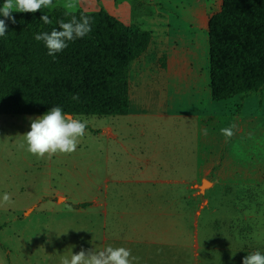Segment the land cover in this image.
<instances>
[{
	"label": "rangeland",
	"instance_id": "obj_1",
	"mask_svg": "<svg viewBox=\"0 0 264 264\" xmlns=\"http://www.w3.org/2000/svg\"><path fill=\"white\" fill-rule=\"evenodd\" d=\"M69 2L73 7H67ZM220 4L221 0H53L54 7L40 11L105 10L127 25L155 32L148 64L152 70L182 77L178 81H184L188 91L177 103L172 82L167 84L166 96L160 93L155 106H160L162 114L175 116L157 125L152 118L139 116L133 122L137 129L146 120L150 125L137 130L143 135L134 142L144 141L155 162L170 163L182 172V182L168 176L166 187L176 188L183 221H213L221 235L237 232L235 225L244 222L241 231L249 248L264 244V87L244 96L211 99L206 27L208 16ZM157 24L161 32L156 34ZM165 41L174 48L175 59L179 52L190 55L192 50L188 75L181 76L185 68L170 65L168 57L163 60L166 69L160 67L161 55H168ZM152 86L147 85L148 94ZM195 114L203 115L199 148L191 145L195 136L190 131L196 121L189 116ZM41 115H0V200L8 193L12 201L0 206V264H60L62 256L70 257L81 248L95 250L99 243L96 220L102 219L95 201H103L105 192L110 194L119 185L117 160L106 159L107 143L99 134L100 124L113 117H78L87 120V128L76 150L49 159L30 154L26 145L20 147L30 131V118ZM232 125L234 135L226 138L221 129ZM203 179L207 185L202 192ZM85 202L87 206H79ZM183 264L192 261L184 258Z\"/></svg>",
	"mask_w": 264,
	"mask_h": 264
},
{
	"label": "trees",
	"instance_id": "obj_2",
	"mask_svg": "<svg viewBox=\"0 0 264 264\" xmlns=\"http://www.w3.org/2000/svg\"><path fill=\"white\" fill-rule=\"evenodd\" d=\"M4 0H0L2 5ZM47 14L53 21L45 24ZM0 37V115L44 114L60 106L74 118L123 116L129 110V66L142 55L151 32L127 25L105 10L54 8L13 12ZM91 16L92 30L49 56L34 36ZM210 97L214 101L259 92L264 87V0H221L207 19ZM162 57V66L164 64ZM74 94L79 95L73 100ZM88 203L79 204L80 207Z\"/></svg>",
	"mask_w": 264,
	"mask_h": 264
},
{
	"label": "crops",
	"instance_id": "obj_3",
	"mask_svg": "<svg viewBox=\"0 0 264 264\" xmlns=\"http://www.w3.org/2000/svg\"><path fill=\"white\" fill-rule=\"evenodd\" d=\"M155 28L157 34L160 27L157 24ZM146 30L151 32L150 43L146 51L129 66V110L123 115L126 119L121 122L116 119L118 116H111V121H105L99 126V134L107 143L106 159L117 160L119 171L115 181L119 185L110 194L106 191L103 201H95V207L100 208L102 218L99 223L96 220L95 231L99 243L95 250L107 246L125 247L131 250L132 256L139 258L138 264H183L184 258L188 257L192 264H242L248 254L254 251L262 253L264 244L257 243L248 248L244 232L241 231V228L246 227L244 222L235 225L239 228L237 232L229 231L221 235L215 231L213 221H183L182 205L177 203L176 188L166 187L168 176L182 182V172L178 173L170 163L165 162L166 166L161 165L160 161L155 162L150 152L145 150L147 146L144 141L134 142L143 135L142 131L137 130H145L143 128L150 125L146 120L142 122V128L137 129L133 122L139 116L152 118L156 125L158 121L162 124L166 120L164 118L175 116L162 114L160 106H155L160 93L166 96L164 88L167 84L172 82V93L176 95L177 103L188 91V85L186 88L184 81H178L182 77L177 79L172 77L170 71L163 74L160 70L151 69L152 65L147 62V52L156 35L151 29ZM165 42L168 55L162 54L161 57H168L170 65L183 66L185 69L181 76L184 73L188 75V69L193 67L194 61L192 50L190 55L185 51L179 52L175 59L174 48L169 46L168 41ZM164 64L160 66L163 70L167 67ZM149 83L153 86L148 94L146 88ZM202 116H189L197 122L194 130L190 131L192 137L195 136L194 144L192 140L190 143L192 147L199 148L198 126ZM171 174H174L173 177Z\"/></svg>",
	"mask_w": 264,
	"mask_h": 264
},
{
	"label": "clouds",
	"instance_id": "obj_4",
	"mask_svg": "<svg viewBox=\"0 0 264 264\" xmlns=\"http://www.w3.org/2000/svg\"><path fill=\"white\" fill-rule=\"evenodd\" d=\"M54 7L53 0H4L0 5V15L5 19L15 23L13 12L35 13L42 9ZM67 7H73L69 2ZM5 19H0V37L6 35L7 24ZM40 19L51 25L53 21L47 14H43ZM59 28H52L50 32H41L34 36L36 41H42L47 48L49 56L55 58V54L62 52L68 47L69 41L76 38H83L92 30L94 23L91 16L82 15L79 19L75 15L71 16L68 22L60 20L57 22ZM73 100H78L79 95L74 94ZM31 119L30 131L24 134L25 143L20 147L38 158H51L55 154H70L74 152L84 137L87 120L74 118L67 115L60 106L51 107L43 115ZM234 125L221 129L226 138L234 135ZM207 134V130H204ZM10 194L5 193L0 200V206L11 204ZM139 258L131 255V250L125 247L107 246L99 250H85L81 248L79 252L71 254L70 257L62 256L60 264H138ZM242 264H264V254L254 251L245 256Z\"/></svg>",
	"mask_w": 264,
	"mask_h": 264
},
{
	"label": "water",
	"instance_id": "obj_5",
	"mask_svg": "<svg viewBox=\"0 0 264 264\" xmlns=\"http://www.w3.org/2000/svg\"><path fill=\"white\" fill-rule=\"evenodd\" d=\"M67 115H70V114H67ZM72 116V115H70ZM207 185V181L206 180H203L202 181V184L200 185V190L203 191L204 190V187Z\"/></svg>",
	"mask_w": 264,
	"mask_h": 264
}]
</instances>
